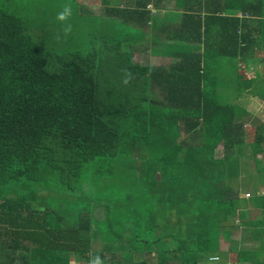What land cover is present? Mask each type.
Returning <instances> with one entry per match:
<instances>
[{
	"label": "trees",
	"instance_id": "trees-1",
	"mask_svg": "<svg viewBox=\"0 0 264 264\" xmlns=\"http://www.w3.org/2000/svg\"><path fill=\"white\" fill-rule=\"evenodd\" d=\"M85 2L53 22L0 0V264H213L242 230L256 247L215 264H264V194L232 186L241 154L264 173V60L249 122L218 97L242 79L227 31L246 0H103L87 26Z\"/></svg>",
	"mask_w": 264,
	"mask_h": 264
},
{
	"label": "rangeland",
	"instance_id": "rangeland-1",
	"mask_svg": "<svg viewBox=\"0 0 264 264\" xmlns=\"http://www.w3.org/2000/svg\"><path fill=\"white\" fill-rule=\"evenodd\" d=\"M33 5H27V12H23L24 14H27V17H29V19H36V20H41L44 18V16L50 20H52L53 22H57V14H58V9L60 8V5L62 3L63 0H30ZM113 2H115V5H117L118 0H112ZM66 2L68 3H73V0H66ZM258 3L261 4V0H257ZM85 6L81 7V10L83 13H87V14H98L97 12H99L100 15H103V12L101 13L102 10V6L105 7V3L103 2V0H86V2L84 3ZM118 5H121L120 3ZM11 7H14V4H12ZM21 8L23 7L20 6ZM99 8V10H98ZM25 10V8H24ZM49 11V13L45 14L46 11ZM71 15L68 17V21L69 22H74L75 21V16H74V10L71 9ZM50 12H53L52 17H49ZM87 20L88 23L86 22V26L87 24H89V19L91 16L87 15ZM22 15V13H21ZM261 22H264V19L261 20ZM262 27L264 28V24L261 23ZM73 33L74 30H72ZM131 47H135V44L131 45ZM203 52V51H201ZM200 52V53H201ZM142 55H145V53H141ZM142 55H134L132 53H129L127 55H121V60L119 61V65L120 66H130L133 67L136 64H139L138 62H141V60H143ZM235 57L232 58V64L238 66V68H241L239 70V76H241L242 79L239 80V84L238 85H233L231 86L232 94H222L218 97H224V99L222 100L223 104H230L232 107H235V105L243 106V108H247V109H252L253 108V104L255 105V108L245 117V121L249 122V120L254 116V111L258 110L261 106L259 104V98L261 96V85H263V83L261 84V75L259 76V81L257 83L258 80V74L255 75L256 72H254L253 76L251 77L250 75L247 74L246 69L242 68L241 65L245 66L244 63H241V57L243 55V52H239L236 51L233 54ZM237 57V58H236ZM264 59V58H263ZM218 64H222V66L225 67H229L228 62H226L228 59L225 57H219L216 59ZM146 64V63H145ZM246 67V66H245ZM260 73V72H259ZM219 76H221V74H218ZM224 83H228L230 82V78H224L223 79ZM246 101L247 103H243L241 101ZM244 129L247 130V137L245 139L249 140L251 139V135H252V131L250 130L251 128L249 127V125L246 123L243 127ZM223 150V145L222 144H218L216 145V149H215V153L216 155H220L221 153L224 154ZM257 158L261 159V169H263L264 171V157L261 158V156L257 155ZM240 160V165L238 166V170H239V178L240 180L237 182H233L232 186L234 188V190H238L237 192L242 196V197H247L248 194H252L254 191H256L258 194H261V192H263L264 194V173L262 172L261 175L257 174V168H258V164L254 163L251 159H248L247 156H245L244 154H241L239 157ZM259 176H261L259 178ZM238 178V177H237ZM238 178V179H239ZM261 189H263V191H261ZM239 198L237 199L238 202ZM239 205H243L246 204L248 207V210L252 211L251 212V216L257 217V218H261V209L259 208L257 209H253V199H246L245 198H241L239 200ZM237 219V218H236ZM236 222H238V219L236 220ZM228 225H230V223H228ZM248 234L247 232H244V230H242V234L241 236L238 237V234H236V232H231L230 235V239L228 240V242L223 238V233H220L219 235V242H218V246H219V250L222 252L220 258H215V259H211V262L213 264L220 262V260H222L223 263H227L226 261L232 262L233 261V252L235 250H241L243 247L245 249L251 250L252 248L256 247L254 246V243L252 242H248L247 238H248ZM99 245H95L94 246V250L98 249ZM148 262H155L156 258H155V254H152V256L150 255H145L144 256ZM96 264L99 263L98 258H96L95 261ZM205 262H200V264H203ZM70 264H78L76 262H71ZM172 264V263H169Z\"/></svg>",
	"mask_w": 264,
	"mask_h": 264
},
{
	"label": "crops",
	"instance_id": "crops-1",
	"mask_svg": "<svg viewBox=\"0 0 264 264\" xmlns=\"http://www.w3.org/2000/svg\"><path fill=\"white\" fill-rule=\"evenodd\" d=\"M249 1L252 2L255 7L247 11V3ZM243 10L244 12L234 8L232 16L239 18L238 21L240 22V26H235V28L232 27L227 33L230 35L229 37L235 36L236 46L234 45L233 51L230 50L231 53L234 54L236 51L243 52L240 62L244 63L246 67L243 65H241V67L245 68L247 74L252 77L255 71L261 70V61L264 60V35H262L260 31L261 28H263L261 23L264 24V22H261V20L264 19V0H261V4L258 3L257 0H246ZM215 27L216 23L214 28ZM179 31H181V29H179ZM215 35L216 34H214V36ZM203 44L205 43L203 42ZM208 45L213 44L209 43L205 46ZM261 191H263V189H261ZM262 194L263 192H261V195Z\"/></svg>",
	"mask_w": 264,
	"mask_h": 264
},
{
	"label": "clouds",
	"instance_id": "clouds-1",
	"mask_svg": "<svg viewBox=\"0 0 264 264\" xmlns=\"http://www.w3.org/2000/svg\"><path fill=\"white\" fill-rule=\"evenodd\" d=\"M71 15V10L68 7H65L63 11L57 14V19L60 21H65Z\"/></svg>",
	"mask_w": 264,
	"mask_h": 264
}]
</instances>
